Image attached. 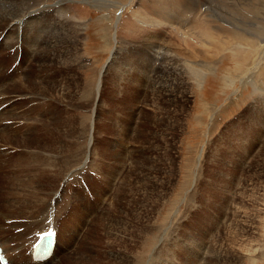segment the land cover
Listing matches in <instances>:
<instances>
[{
	"label": "rangeland",
	"instance_id": "obj_1",
	"mask_svg": "<svg viewBox=\"0 0 264 264\" xmlns=\"http://www.w3.org/2000/svg\"><path fill=\"white\" fill-rule=\"evenodd\" d=\"M0 19V69L13 76L23 63L22 83L0 79L6 100L17 97L2 121L34 123L0 135L11 153L0 155V196L21 192L18 168H31L48 130L66 124L74 145L51 143L60 175L86 159L38 194L39 214L53 205L48 220L60 223L53 264H264V0H0ZM40 19L49 28L38 44L27 21ZM197 28L216 37L212 51ZM240 29L234 53L225 33ZM2 198L0 225L18 224ZM38 216L29 227L42 226ZM29 249L16 251L20 264Z\"/></svg>",
	"mask_w": 264,
	"mask_h": 264
},
{
	"label": "bare ground",
	"instance_id": "obj_2",
	"mask_svg": "<svg viewBox=\"0 0 264 264\" xmlns=\"http://www.w3.org/2000/svg\"><path fill=\"white\" fill-rule=\"evenodd\" d=\"M165 1V0H164ZM176 1V0H175ZM157 3V2H156ZM167 5V3H166ZM199 7V5H197ZM166 7V6H165ZM180 7V6H179ZM183 7V6H182ZM196 7V5H195ZM200 8V7H199ZM197 8V9H199ZM158 9V8H157ZM195 9V8H194ZM153 10V9H152ZM260 10V9H259ZM3 11V10H2ZM155 11V10H154ZM179 11V10H178ZM183 11H185L183 9ZM200 11V9H199ZM254 11V10H253ZM186 12V11H185ZM193 12V11H192ZM197 12V11H196ZM261 12V11H260ZM8 13V12H7ZM32 13V12H31ZM30 12H27L24 14V17H20L21 19H24L26 16L28 18L24 19L25 21L29 18L32 17V14ZM157 13V12H156ZM198 13V12H197ZM3 14V13H2ZM35 14V13H34ZM180 15V14H179ZM3 16V15H2ZM5 16V15H4ZM167 16L168 17H164L162 21H167L169 22L170 26H172V24H174V18L172 17V15L169 13H167ZM182 16V15H181ZM17 17V16H16ZM194 17V16H193ZM20 18H18V20H21ZM147 18V17H146ZM167 18H169L170 20H168ZM196 19V17H194ZM193 18V19H194ZM11 19V18H10ZM1 20V19H0ZM12 20V19H11ZM18 20H15V21H18ZM188 20V19H187ZM13 21V22H15ZM196 22V20H194ZM194 21H191V22H194ZM32 22H35V24L37 26H39L38 29H33L32 33L35 35L36 37V42L35 43H38L39 40L44 37L42 36L43 35V32L45 30V28H49L47 23L43 20H39V21H27V24H30ZM151 22V21H150ZM202 22H205V21H202ZM208 22V21H207ZM206 22V23H207ZM1 23V22H0ZM26 23V22H25ZM183 23V22H181ZM199 23V22H198ZM210 22H208L209 24ZM16 24V23H15ZM176 24V22H175ZM203 24V23H202ZM2 25V24H1ZM12 25V24H11ZM14 25V24H13ZM47 25V27H46ZM151 25V24H150ZM182 25V24H181ZM189 25V24H188ZM195 25V24H194ZM197 25V24H196ZM206 25V24H205ZM261 25V24H260ZM16 26V25H15ZM204 26V25H203ZM42 27V28H41ZM193 27V26H192ZM191 27V28H192ZM210 27V26H208ZM215 27V26H214ZM41 28V29H40ZM205 28V27H204ZM243 28V26H242ZM168 30H170V28H167ZM172 29V28H171ZM189 29V28H188ZM199 31L196 33L195 37L197 39H199L201 42L204 43V45H206V48L207 46H213L212 42L213 40H215V36L211 35L209 32L207 31H210L209 28H207L206 30L204 29H201V28H197ZM191 30H195L194 28L191 29ZM190 30V32H191ZM215 30V29H213ZM212 30V31H213ZM241 31L240 34H235V33H232V32H226L225 36H229L233 39V43H234V46H233V52H237L238 49H241V46L243 45V39L244 36H245V32L246 30L244 29H240ZM211 31V32H212ZM40 32V33H38ZM214 34H215V31H213ZM258 32V31H257ZM186 33V32H185ZM221 33V32H220ZM251 33V32H250ZM190 34V33H189ZM192 34V33H191ZM195 34V32L193 33ZM219 34V33H218ZM235 34V35H234ZM179 35V34H178ZM216 35V34H215ZM247 35V34H246ZM183 36V34H182ZM188 36V35H187ZM235 36H238V37H235ZM262 36V35H261ZM178 37H181V36H178ZM191 37H194L193 35ZM35 39V38H34ZM185 39V38H184ZM189 39V38H188ZM227 39V38H225ZM237 39L239 41H241V43H239L237 41ZM245 39V38H244ZM183 40V39H182ZM228 40V39H227ZM234 40H236L234 42ZM258 40V39H257ZM159 41V40H158ZM34 43V44H35ZM39 44V43H38ZM64 44V43H63ZM185 44V43H184ZM211 44V45H209ZM203 45V46H204ZM241 45V46H240ZM34 46V45H33ZM36 46V45H35ZM202 46V47H203ZM212 46L210 47V50L212 49ZM37 47V46H36ZM41 47V46H40ZM205 47V46H204ZM214 48V47H213ZM208 49V48H207ZM215 49V48H214ZM0 50H1V43H0ZM203 53L204 54H207L205 55V57H208V51L205 52V49L203 48ZM217 50V49H216ZM201 51V50H200ZM212 51V50H211ZM214 51V50H213ZM242 51V50H241ZM215 52V51H214ZM69 53V52H68ZM32 55V54H31ZM34 55V54H33ZM38 55V54H37ZM69 55V54H68ZM210 55V54H209ZM1 56V55H0ZM59 56V55H58ZM241 57H243L242 55H240ZM73 57V56H72ZM214 56H212L213 58ZM246 57V56H245ZM32 59V58H31ZM29 60H30V57H29ZM204 60V59H203ZM206 60V59H205ZM211 60V59H210ZM243 60V59H242ZM57 61V60H56ZM75 61V60H74ZM72 61V62H74ZM207 61V60H206ZM16 62V61H15ZM46 62V61H45ZM72 62H67V63H72ZM38 63L42 65H44V63L41 61H38ZM59 63V61H58ZM194 63V62H192ZM210 63V62H209ZM243 63V62H242ZM73 64V63H72ZM71 64V65H72ZM75 64V63H74ZM73 64V65H74ZM166 64V63H165ZM249 64V63H248ZM39 65V64H38ZM57 65V64H56ZM67 66H69L68 64H65ZM79 66V65H78ZM244 66V65H243ZM249 66V65H248ZM247 66V67H248ZM44 67V66H43ZM196 67V66H195ZM240 67V66H239ZM69 68V67H68ZM82 68V66H81ZM197 69V68H196ZM241 69V68H240ZM244 69V68H243ZM247 69V68H246ZM2 70L1 71V74H0V79L3 78V79H13V80H21L20 83H22V79L20 78L21 77V72L23 70V63L22 64H19L17 66V68L13 69L12 73H14L13 76H8L6 73H4V69H0ZM19 72L20 74L17 76L16 75V72ZM72 71V70H71ZM236 71V70H235ZM261 71V69H260ZM204 72V71H203ZM239 73V71H238ZM263 73V71L261 72ZM155 77V76H154ZM260 77H262L260 75ZM264 78V77H263ZM71 79V78H70ZM38 80V79H37ZM263 80V79H262ZM101 81V80H100ZM61 82V81H60ZM38 86L40 85V82L37 84ZM100 85V84H99ZM15 86V85H14ZM36 87V85H34ZM66 86V85H65ZM10 87V86H9ZM24 87V86H23ZM33 87V86H32ZM59 87V86H58ZM5 88H7L5 85L3 86H0V101H3L1 104H0V135L1 134H4V135H7L8 137L12 134V133H17L20 131L19 127H21L22 125H25L27 122H29V124L31 125H34L33 123V120L30 119V118H17V117H10V119H6L7 121H16V124L12 125L8 122H3L2 120L5 118V116L7 115V113L11 110L12 108V104H14L16 101L15 99L17 98L16 96L15 97H11L9 100H6L9 98V96L11 94H9V96H6L4 91ZM39 88V87H38ZM99 88V87H98ZM7 89H10V88H7ZM41 89V88H40ZM39 89V90H40ZM46 89V88H44ZM61 89V92H63L65 90V88H60ZM60 89H58L57 91H59L60 93ZM30 89H26L23 93H25V95H30V97H33L36 96L35 94H32L30 91H28ZM38 90V89H37ZM56 90V89H55ZM6 91V90H5ZM8 91V90H7ZM74 92V91H73ZM58 93V92H57ZM61 96V95H60ZM68 98V97H67ZM67 104V103H66ZM80 109V108H79ZM9 115V114H8ZM51 117H44V118H41L40 119V122H44L46 120L49 121V123L47 124V127L48 128L49 124L53 121V119L55 118L56 119V115L55 117H52L54 115H50ZM39 118V117H38ZM65 118V117H64ZM54 119V121H55ZM35 120V119H34ZM68 120V119H67ZM38 122V120H37ZM36 122V123H37ZM85 122V121H84ZM28 124V125H29ZM44 124V123H43ZM52 124V123H51ZM60 124V123H59ZM58 124V125H59ZM63 124V123H62ZM65 124V122H64ZM68 124V123H67ZM29 125V126H31ZM39 125V124H38ZM52 125H55V124H52ZM51 126V125H50ZM61 126V125H60ZM59 126V127H60ZM66 124L65 125H62V128L63 129H60L61 130V133H63V135L60 133V131L56 128L57 131H51V130H48L45 133V135L43 136V139H41V143H43L42 145V150L41 151H35V155H34V163L32 164L31 168H29L28 166H21L18 168V172H17V175L15 178H17V181L19 182L18 184L21 185V187L19 188V190L21 192H19L18 190H13L11 192H8L7 190H9L10 188H6V187H2L4 189V191L6 190L7 191V194L9 195V197L3 199L1 196H0V199L2 198L3 200V204L5 205V207L9 208L10 210L11 209H17L16 211L19 213L18 216H21V217H18V221L19 223L18 224H7L5 226L3 225H0V250H1V256L4 258L5 256V260H6V264H15V263H22V259L20 258V256L18 255V253L16 251L20 250L21 249V254L20 255H23L24 254V250L25 248H27V245L30 246V249H29V257L27 259H25L23 261V263H28V264H49L50 262H52L53 264V260L55 258V256H57V254H59L61 252V250L59 249V238H60V231H61V228H60V223H58L56 220L53 222H50L51 220H48V218H50V213L53 215L55 212L53 210V205L50 207V209L48 211H43V213L39 214V210L41 209H38L40 208L39 205V197H41V195L38 197V194L41 192L42 193V184H43V181L46 180V178H48L49 180L51 178H54V180H56L58 177H60V181L61 182H57L58 179H57V183L59 184L58 186V189L60 187V185L62 186L63 184L66 183V181H68L67 177L71 176V175H74L73 177L75 178L76 175L80 174V172H82L86 166H85V160L79 165L78 168H76L74 170V172L72 173H69L70 170H65V171H62L61 172V175L58 171H60V168L63 167L62 166V163L60 161L62 155L60 154L61 151L60 149L57 147V145H51V143H57L59 141H62L63 139H66L67 143L71 146H74L70 141L71 139H69V136H71V134L68 136L67 135V131L65 130L66 129ZM69 126V125H68ZM35 127V126H34ZM41 128V126H39ZM53 127V126H52ZM72 127V126H71ZM37 130L38 128L35 127ZM40 128H39V131H40ZM43 128V127H42ZM44 129V128H43ZM37 134V133H36ZM69 134V133H68ZM85 134V133H84ZM2 136V135H1ZM42 136V135H40ZM27 137V136H26ZM35 138V137H34ZM85 139V138H84ZM36 141V140H35ZM88 141V140H86ZM12 143V142H11ZM87 142H85V140H83V143H82V147H80V155L78 158V160H80L81 158H83V156L85 155V152L89 146V144H86ZM1 144V143H0ZM17 144V143H16ZM4 145V144H3ZM9 145V144H7ZM13 146H16V145H13ZM12 146V147H13ZM37 146V145H36ZM10 147V146H8ZM64 147V146H63ZM61 147V148H63ZM3 147L0 146V155L1 156H4V155H7V154H11V153H8L6 152L4 149H1ZM20 148V147H19ZM40 148V147H39ZM70 149V148H69ZM68 150V148H67ZM10 151V150H9ZM64 151V149H63ZM69 152V151H68ZM43 153V154H42ZM47 153H56L57 156L60 158L59 161H58V166H54V164H52L53 161H56V160H52V162L50 161V157L47 155ZM78 153V152H77ZM87 153V152H86ZM12 154H18V153H12ZM70 155V153H69ZM77 156V155H76ZM36 158H38V162H36ZM42 160V161H41ZM83 160V159H81ZM43 161H47L48 164L44 165L43 167H39L38 165L40 164V162H43ZM74 161V160H73ZM76 161V160H75ZM67 163V162H66ZM74 163V162H73ZM79 163V162H78ZM44 164V163H43ZM75 164V163H74ZM8 165H11V163H9ZM72 165V164H71ZM69 166V165H68ZM76 166V165H75ZM56 169H55V168ZM12 168V167H11ZM29 168V172H28V169ZM73 169V168H72ZM15 170L16 169H11V170H7L5 173H7L6 177H8L9 174H15ZM27 171V172H26ZM122 171V170H121ZM26 172V174L23 176V174ZM82 177V176H81ZM36 178V179H35ZM31 180H34L35 179V183L30 181ZM48 180V181H49ZM48 181H45L43 185L47 184ZM1 182V181H0ZM16 182V181H15ZM51 182L52 184H55L52 180H50L48 182V185H51ZM65 182V183H64ZM69 182V181H68ZM17 184V183H16ZM2 186V185H1ZM51 186H54V185H51ZM14 187V186H13ZM56 187V186H54ZM1 188V187H0ZM57 188V187H56ZM58 189L56 190V192L54 193L53 197L51 198L52 201L53 199L55 198V196L57 195L58 193ZM54 190V191H55ZM44 192V191H43ZM44 194V193H42ZM53 194V193H51ZM50 194V195H51ZM49 195V196H50ZM45 196V195H44ZM47 198V197H46ZM45 199V197H44ZM44 199L42 201H44ZM48 199V198H47ZM41 201V202H42ZM49 201V199H48ZM51 202V204H53ZM46 202V201H44ZM50 205V204H49ZM41 206V205H40ZM55 206V205H54ZM47 207V206H46ZM15 210H13L14 212H16ZM45 212V213H44ZM11 213V212H10ZM40 215V217L38 216ZM39 217L40 220L39 222H37L38 224H41L42 226H37V227H29V224H31L33 222L32 219H34L35 217ZM62 216V215H61ZM9 217V216H7ZM53 217V216H52ZM6 219V218H5ZM7 219H10V218H7ZM12 219V218H11ZM13 219H16V218H13ZM3 220V219H2ZM25 220H27L25 222ZM36 220V219H35ZM8 221V220H7ZM15 221V220H14ZM35 222V221H34ZM146 223V222H145ZM34 224V223H33ZM14 225H18V227L14 226ZM149 225V224H148ZM21 229L19 231L16 232V235H14V231L17 230V229ZM47 229V230H46ZM46 231H52L55 233V238H54V241L49 245V251L48 253L46 254V241L44 240H47V241H52V239L48 238V239H44L43 240V235ZM59 231V233H58ZM4 232L8 233V235L10 234V236H8L6 234V236H4L5 234H3ZM116 233V232H115ZM47 234V233H46ZM14 242H19V243H14ZM29 243V244H27ZM12 245L14 247H17L16 250L14 249H7V246L8 245ZM7 252V254L5 253ZM23 252V253H22ZM46 254V255H45ZM126 256V255H125ZM132 256V255H131ZM127 258V257H126ZM218 259V258H217ZM82 260V259H81ZM118 261V260H117ZM150 262V261H149ZM113 263H116V262H113Z\"/></svg>",
	"mask_w": 264,
	"mask_h": 264
},
{
	"label": "snow or ice",
	"instance_id": "obj_3",
	"mask_svg": "<svg viewBox=\"0 0 264 264\" xmlns=\"http://www.w3.org/2000/svg\"><path fill=\"white\" fill-rule=\"evenodd\" d=\"M45 233H47L48 235H45L44 236V239H48V238H50L53 235V233L52 232H49V231H46Z\"/></svg>",
	"mask_w": 264,
	"mask_h": 264
}]
</instances>
